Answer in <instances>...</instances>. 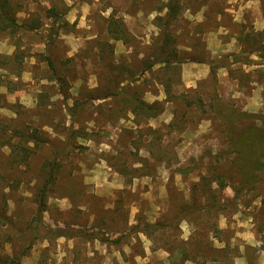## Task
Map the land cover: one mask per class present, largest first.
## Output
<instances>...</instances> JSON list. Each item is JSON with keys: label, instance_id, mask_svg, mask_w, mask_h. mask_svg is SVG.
<instances>
[{"label": "rangeland", "instance_id": "1", "mask_svg": "<svg viewBox=\"0 0 264 264\" xmlns=\"http://www.w3.org/2000/svg\"><path fill=\"white\" fill-rule=\"evenodd\" d=\"M136 1L10 0L0 264H264V150L244 178L233 147L264 140V0Z\"/></svg>", "mask_w": 264, "mask_h": 264}, {"label": "trees", "instance_id": "2", "mask_svg": "<svg viewBox=\"0 0 264 264\" xmlns=\"http://www.w3.org/2000/svg\"><path fill=\"white\" fill-rule=\"evenodd\" d=\"M9 8L10 0H0V34H15L18 30L23 28L21 25H18L15 15ZM51 12H53V10H50V13ZM174 13L175 12L169 9L166 12L165 17L169 19L175 15ZM50 16L52 15L50 14ZM36 22L37 21L33 22L27 29H25V31H35L38 29L40 25ZM156 45L157 43L154 44V46ZM168 45H170V41L168 40L161 43L160 49L162 53L160 54L156 52L154 58L147 62L144 73L147 69H152L157 65L164 67L166 70H172L182 63L178 60V54L175 49L170 48ZM44 61L50 69H53V64L48 57H46ZM190 62L199 63V61L195 59L190 60ZM210 72L212 75L215 73L213 68L210 69ZM105 98H107V96H104L102 100ZM131 110V113L134 116H141L145 119H154L162 113L159 103L148 104L141 100H137V104L132 106ZM233 147L237 154V159L241 164V173L244 178L257 173L261 169L262 165L260 164L259 159L261 157V151L264 150V140L257 130L250 129L247 132L242 133L233 144ZM44 198L45 187L42 188L41 195L38 197L40 212L43 211L45 206ZM157 227L158 230H160L165 226L158 223L146 225L147 229H156Z\"/></svg>", "mask_w": 264, "mask_h": 264}, {"label": "crops", "instance_id": "3", "mask_svg": "<svg viewBox=\"0 0 264 264\" xmlns=\"http://www.w3.org/2000/svg\"><path fill=\"white\" fill-rule=\"evenodd\" d=\"M130 3H134L136 4L137 8H136V11H141L140 8L138 7L139 6V2L136 1V0H128ZM88 4L86 3H82L81 6H75V7H71V11L72 12H75V13H78V11L82 12L80 13V16H79V19L82 21L83 19V15L86 14V12L88 11ZM154 11V10H153ZM73 20H76V19H73ZM73 20L71 22H73Z\"/></svg>", "mask_w": 264, "mask_h": 264}]
</instances>
